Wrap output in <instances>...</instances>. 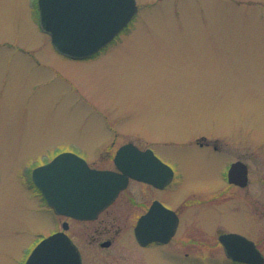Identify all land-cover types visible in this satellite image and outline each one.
<instances>
[{"label":"rangeland","instance_id":"1","mask_svg":"<svg viewBox=\"0 0 264 264\" xmlns=\"http://www.w3.org/2000/svg\"><path fill=\"white\" fill-rule=\"evenodd\" d=\"M35 2L0 0V264H24L43 237L69 220L36 187H27L24 172L32 162L72 150L95 167L115 168L113 153L129 140L156 147L176 173L167 199L186 200L171 248L189 255L177 257L170 245L164 253L141 249L148 264H230L217 239L197 233L195 223L202 218L213 233L247 234L252 221L238 200L204 216L199 206L193 209L189 202L218 182L224 159L195 140L231 137L235 155L264 176V0H137L138 12L116 42L84 59L54 47ZM205 158L214 161L207 173ZM137 185L144 186L131 183ZM254 188L264 201V183ZM129 193L109 209L120 214L100 215L122 230L112 252L86 245L103 219L71 223L67 232L85 245L89 264L139 262L130 240L123 239L130 226L124 222L135 209ZM114 216H120L116 222ZM257 238L264 244V230ZM194 255L198 263H191Z\"/></svg>","mask_w":264,"mask_h":264},{"label":"flooded vegetation","instance_id":"2","mask_svg":"<svg viewBox=\"0 0 264 264\" xmlns=\"http://www.w3.org/2000/svg\"><path fill=\"white\" fill-rule=\"evenodd\" d=\"M114 139V138H113ZM232 139L231 137H226L224 140L220 139V137H207V136H199L195 140V144L199 147L208 148L214 152L216 155L223 156L224 159L221 160V169L219 170V174H217L218 182L211 184L209 187H205V194L197 193L198 196H195L196 200L193 202H189L193 205V209L197 208L200 211V215L204 216L207 214V211L223 208L226 205L232 202H243L245 206V210L247 214L251 218V233H240L237 231H228L225 229H219L213 233L212 229L208 227L207 221L198 217L197 223L195 226L198 228V232L205 235V238L209 237L212 239H217L218 243L222 246L224 252V258L227 263L230 264H252L249 262L235 260L228 256L226 247L221 242L220 236L227 232H236L240 233L251 240H253L259 249L260 253L264 257V244L261 239L257 238V233L260 230H264V201L263 196L258 192L259 188L256 190H250V187L254 183H258L259 186L263 185L264 183V176H262L263 171L261 169L258 170V174L255 175V168L254 165L242 154L238 155L233 152L232 146ZM126 143L134 144L139 150L145 151L147 149H151L148 153H134L133 156V173L135 171H146L148 175L147 179H139L133 175L129 176L128 184L119 191L115 199L103 208L95 217L91 218H76L69 215V230L71 228V223L73 221H80V222H91L97 221L99 219V227L96 229V233L88 236L86 245H92L93 243L96 244L95 251L97 253H107L112 252L110 249L116 243L117 236L119 233H122L120 227L118 228L115 226L114 222H110L108 218H101V214L105 213L108 216L113 214H120L114 211L109 212L111 206L116 202L123 193L127 190L130 191L127 199L131 200L132 206L135 207L133 212L129 214L131 216L130 219L125 221L124 223L130 224L129 228L126 229L124 232L127 235H124L123 239L130 240L132 248L135 249V260L134 263L137 264H148L149 258L145 257V254L141 251V249H148V248H160L161 251L164 253L165 246H169L171 248V243L174 241L177 235L182 228L183 221H184V214L180 209V206L186 200L181 199V201L177 204H172L171 200H168L167 197L170 196V192L168 191V187L170 186V182L167 178L166 170H164V164L161 162H165L170 164L167 160H165L162 156H160L156 151L153 145H148L145 147H141L134 141H127L118 146V148ZM118 148L113 153V162L115 168H108L102 167V169H113L116 170L117 173L123 174L125 173L121 168H119L115 163V154ZM78 152V151H75ZM79 153V152H78ZM154 153L161 159L156 160L155 163V156ZM80 154V153H79ZM82 155L84 158L85 156ZM140 156L142 161L137 163L135 158ZM205 158L204 161V170L207 173V167L213 165L214 161L210 162ZM90 164V161L87 160ZM91 165V164H90ZM171 165V164H170ZM94 168H99L91 165ZM172 166V165H171ZM173 167V166H172ZM256 168H258L256 166ZM175 172V171H174ZM176 177V173L174 178ZM136 182L138 184H143L142 186L145 188H141V185H137L136 188L131 187V183ZM258 192V193H257ZM236 194V196H235ZM171 198V196H170ZM235 198V200H234ZM242 199V201H239ZM247 201H251L253 208H250L247 205ZM246 202V203H245ZM187 203V202H186ZM172 209V210H171ZM108 210V211H107ZM199 215V216H200ZM120 216H114L115 222L119 219ZM107 219V221H106ZM108 222L110 225H105V221ZM102 223V224H100ZM114 225V226H113ZM130 229V230H129ZM123 232V233H124ZM131 233V234H130ZM189 233V232H188ZM192 239L195 238L196 234L189 233ZM69 237L71 238L72 242L76 246V249L79 251L82 264H89L88 259L86 257V247L85 245L81 244L80 241L76 239L75 233L69 232ZM202 238V236H197ZM88 248V247H87ZM94 248H92L93 250ZM172 249V248H171ZM105 250L107 252H105ZM173 252L177 253L178 256H185L186 254L189 255L188 252H179L176 249H172ZM114 257L118 259V262H123V259L119 254L115 251ZM195 257H191L193 260L191 263H198ZM198 256V255H197ZM107 264V263H106ZM264 264V260L263 263Z\"/></svg>","mask_w":264,"mask_h":264},{"label":"water","instance_id":"3","mask_svg":"<svg viewBox=\"0 0 264 264\" xmlns=\"http://www.w3.org/2000/svg\"><path fill=\"white\" fill-rule=\"evenodd\" d=\"M41 26L52 36L56 48L72 57H85L97 52L112 40L137 11L136 0H39ZM93 29L98 39L84 46L71 37L79 30ZM119 151L117 160L121 158ZM172 172L170 177L172 176ZM33 181L58 213L86 215L109 202L120 189L118 177L110 171L91 170L77 155L61 152L47 164L32 171ZM121 185V186H120ZM68 228V222H64ZM58 238V245L42 254L45 241ZM236 237H222L228 249ZM69 236L58 231L44 238L32 250L26 264H78ZM231 252V251H230ZM246 255L237 256L245 260Z\"/></svg>","mask_w":264,"mask_h":264},{"label":"snow or ice","instance_id":"4","mask_svg":"<svg viewBox=\"0 0 264 264\" xmlns=\"http://www.w3.org/2000/svg\"><path fill=\"white\" fill-rule=\"evenodd\" d=\"M72 40L87 46L93 43L96 39H98V32L93 29H82L77 31L72 37ZM44 246L42 248V254L47 253L50 249H54L58 245V238H54L50 241H45Z\"/></svg>","mask_w":264,"mask_h":264}]
</instances>
